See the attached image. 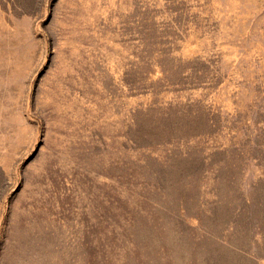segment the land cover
<instances>
[{
  "label": "rangeland",
  "instance_id": "obj_1",
  "mask_svg": "<svg viewBox=\"0 0 264 264\" xmlns=\"http://www.w3.org/2000/svg\"><path fill=\"white\" fill-rule=\"evenodd\" d=\"M0 264H264V0H0Z\"/></svg>",
  "mask_w": 264,
  "mask_h": 264
}]
</instances>
